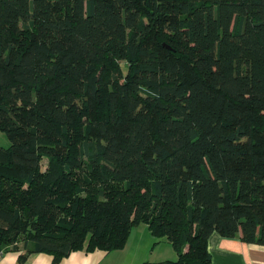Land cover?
I'll use <instances>...</instances> for the list:
<instances>
[{"label":"trees","instance_id":"obj_1","mask_svg":"<svg viewBox=\"0 0 264 264\" xmlns=\"http://www.w3.org/2000/svg\"><path fill=\"white\" fill-rule=\"evenodd\" d=\"M0 131V253L264 245V0H0Z\"/></svg>","mask_w":264,"mask_h":264},{"label":"crops","instance_id":"obj_2","mask_svg":"<svg viewBox=\"0 0 264 264\" xmlns=\"http://www.w3.org/2000/svg\"><path fill=\"white\" fill-rule=\"evenodd\" d=\"M158 242V243H156ZM18 249L9 248L0 255V264H21L20 255L26 251V264H170L178 255L165 238H155L146 224L131 230L127 244L118 250H76L66 256L56 257L52 253L36 252L17 244ZM208 249L214 264H264V245L243 242L239 237H223L213 232L208 240ZM33 250V251H32Z\"/></svg>","mask_w":264,"mask_h":264},{"label":"rangeland","instance_id":"obj_3","mask_svg":"<svg viewBox=\"0 0 264 264\" xmlns=\"http://www.w3.org/2000/svg\"><path fill=\"white\" fill-rule=\"evenodd\" d=\"M0 145L4 147L10 146V140L8 139L7 135L3 131H0ZM46 166H47V159L45 158L42 161V168L45 169ZM77 195L85 196V192H83L82 189H79L77 192Z\"/></svg>","mask_w":264,"mask_h":264},{"label":"built area","instance_id":"obj_4","mask_svg":"<svg viewBox=\"0 0 264 264\" xmlns=\"http://www.w3.org/2000/svg\"><path fill=\"white\" fill-rule=\"evenodd\" d=\"M0 255H1V253H0Z\"/></svg>","mask_w":264,"mask_h":264}]
</instances>
